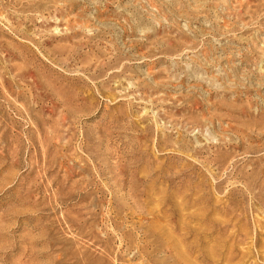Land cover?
Returning <instances> with one entry per match:
<instances>
[{
	"label": "rangeland",
	"instance_id": "obj_1",
	"mask_svg": "<svg viewBox=\"0 0 264 264\" xmlns=\"http://www.w3.org/2000/svg\"><path fill=\"white\" fill-rule=\"evenodd\" d=\"M0 264H264V0H0Z\"/></svg>",
	"mask_w": 264,
	"mask_h": 264
}]
</instances>
